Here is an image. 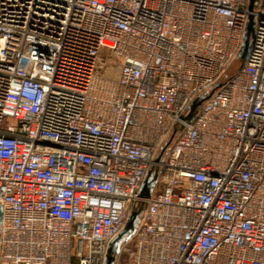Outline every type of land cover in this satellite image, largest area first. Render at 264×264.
I'll return each mask as SVG.
<instances>
[{"label": "built area", "instance_id": "built-area-1", "mask_svg": "<svg viewBox=\"0 0 264 264\" xmlns=\"http://www.w3.org/2000/svg\"><path fill=\"white\" fill-rule=\"evenodd\" d=\"M248 5L0 0V264H104L138 206L114 264H264V0Z\"/></svg>", "mask_w": 264, "mask_h": 264}, {"label": "water", "instance_id": "water-1", "mask_svg": "<svg viewBox=\"0 0 264 264\" xmlns=\"http://www.w3.org/2000/svg\"><path fill=\"white\" fill-rule=\"evenodd\" d=\"M252 3H253V0H249L248 7L250 10L252 9ZM252 29H253V18L251 15H249L247 23H246V34L243 38L242 47L240 51L238 52V57L240 59L247 58L250 52L251 45H252V39L250 38V34L252 32ZM210 94L211 93L200 95L198 98L192 101V103L189 105L188 114L185 116L187 120H190L193 117V115L196 112L197 107L202 103V101L207 99ZM175 131H176V128L174 127L170 133L169 138L164 143V145L160 148L158 155L155 157L156 161H160V159L162 158L164 151L166 150L168 144L172 141L174 137ZM159 170L160 169L158 166H151L148 169L146 176L140 187V195L143 198H148L152 194V191L155 187V184H156V181L159 175ZM141 210H142V206H138L137 208H133L129 212L124 226L119 231V233L109 242L104 264H114L116 254L119 249V245L123 240L128 239L135 231ZM0 218H1V207H0Z\"/></svg>", "mask_w": 264, "mask_h": 264}, {"label": "rangeland", "instance_id": "rangeland-1", "mask_svg": "<svg viewBox=\"0 0 264 264\" xmlns=\"http://www.w3.org/2000/svg\"><path fill=\"white\" fill-rule=\"evenodd\" d=\"M238 64H239V59L238 58H236L234 61H233V63L231 64V66H230V71H233L237 66H238ZM137 206V205H136Z\"/></svg>", "mask_w": 264, "mask_h": 264}]
</instances>
